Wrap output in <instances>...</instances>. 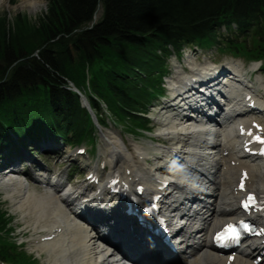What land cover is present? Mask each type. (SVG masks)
<instances>
[{
  "label": "trees",
  "instance_id": "1",
  "mask_svg": "<svg viewBox=\"0 0 264 264\" xmlns=\"http://www.w3.org/2000/svg\"><path fill=\"white\" fill-rule=\"evenodd\" d=\"M96 1L47 0V12L36 23L24 14L12 24L6 23L8 18L0 19V114L4 107V113L27 132L55 129L78 141L90 117L65 79L81 86L88 68L94 75L95 94L126 116L150 98L147 85L153 84V72L163 66L159 48L192 41L210 21L233 11L245 13L264 2L100 0L103 18L87 30ZM39 48L41 52L32 56ZM23 91L26 101L21 99ZM6 225L0 213V230ZM2 256L10 255L5 250Z\"/></svg>",
  "mask_w": 264,
  "mask_h": 264
},
{
  "label": "bare ground",
  "instance_id": "2",
  "mask_svg": "<svg viewBox=\"0 0 264 264\" xmlns=\"http://www.w3.org/2000/svg\"><path fill=\"white\" fill-rule=\"evenodd\" d=\"M23 1L24 3L30 4L32 8L37 9V2L34 3L30 0ZM16 2L17 0L12 1L11 5L15 6ZM99 2L100 0H97L95 4L94 13L96 18L101 11L104 12L102 2L100 4ZM7 3L8 0H0V7ZM90 29L91 25L88 26L87 30ZM105 112L110 114L113 113L110 112L109 109H106ZM111 115L115 116V114ZM204 127L206 130H210L211 125H205ZM168 128L169 127L165 128V131H167ZM192 128L201 130L197 125L192 126ZM107 133H114L111 137H108L111 142L109 143L110 148L106 154L109 153L110 162L112 163L115 158L128 162L130 160V155L124 147L122 139H119V135L116 134L119 132L109 129ZM3 139H6L4 135ZM181 140L182 139H180V141ZM15 177V175L10 178L8 177L1 181V184L11 189V193L18 194L20 197V200L17 201L19 208H21L22 211H29L28 215L30 218L32 217L31 226H33L35 230L45 232V234L42 235L43 238H45L44 241L39 243L37 247L48 254V264H95L93 262H96L99 257H102L103 253L95 247L94 239L96 235L93 233L89 234L88 229H86L84 225H78L76 221L67 216L65 209L62 207L64 201L60 203L58 197L55 195H48L45 193L37 195L25 192V184L15 179ZM68 199L74 200V197L70 195ZM68 224L73 225V230L66 235L63 231ZM61 238H63V240L59 241ZM55 247L58 249H54ZM191 260H193V258H187L186 264ZM107 264L110 263L108 262Z\"/></svg>",
  "mask_w": 264,
  "mask_h": 264
},
{
  "label": "rangeland",
  "instance_id": "3",
  "mask_svg": "<svg viewBox=\"0 0 264 264\" xmlns=\"http://www.w3.org/2000/svg\"><path fill=\"white\" fill-rule=\"evenodd\" d=\"M15 0H8V3L0 7V19L1 18H8L6 23H12L14 17H16L18 14H24L27 15L32 22H38L39 18L45 15L47 11V3L45 0H30L31 2H37L38 6L37 9L32 8V6L28 3H24L23 0H17L15 3L16 5H11V2ZM102 12V11H101ZM99 13L98 20L101 18L102 13ZM212 44L208 41L204 42L205 47H210ZM9 73V72H8ZM116 130V129H115ZM118 131V130H116ZM106 130L104 131V133ZM119 132V131H118ZM108 136L111 135V133L107 134ZM124 136V135H123ZM125 137V136H124ZM129 138V137H126ZM143 141V139H141ZM67 151L63 149V152ZM45 159V158H44ZM54 166V164H52ZM66 167V166H65ZM82 178H79V180ZM31 193H44L42 190H36L31 189ZM1 192V191H0ZM3 201L5 199H10L8 194H4L2 197ZM15 199L9 201V203H14ZM9 203H6L5 206L13 213L12 216L14 218L13 226L17 228L16 231V238H18V241H21V236H24V239H32L37 234L32 226L25 224V217L24 214L20 211L17 205H11ZM20 233V234H19ZM46 258L44 257L43 261H45Z\"/></svg>",
  "mask_w": 264,
  "mask_h": 264
},
{
  "label": "snow or ice",
  "instance_id": "4",
  "mask_svg": "<svg viewBox=\"0 0 264 264\" xmlns=\"http://www.w3.org/2000/svg\"><path fill=\"white\" fill-rule=\"evenodd\" d=\"M257 140L260 142H264V140H261L260 137H257ZM250 199H251V197H250ZM227 231L233 235L234 239L238 238V234L236 233V229L234 227L229 226V229ZM223 238H225L223 233H221L220 235L217 236V239H223Z\"/></svg>",
  "mask_w": 264,
  "mask_h": 264
}]
</instances>
